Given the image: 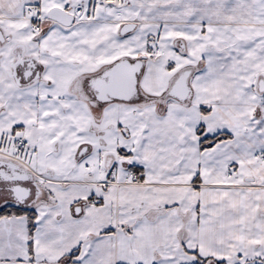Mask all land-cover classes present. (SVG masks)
<instances>
[{
    "label": "snow or ice",
    "instance_id": "obj_1",
    "mask_svg": "<svg viewBox=\"0 0 264 264\" xmlns=\"http://www.w3.org/2000/svg\"><path fill=\"white\" fill-rule=\"evenodd\" d=\"M0 264H264V0H0Z\"/></svg>",
    "mask_w": 264,
    "mask_h": 264
}]
</instances>
